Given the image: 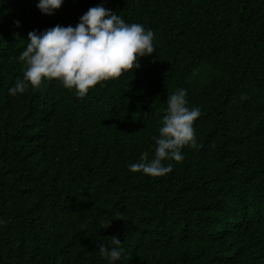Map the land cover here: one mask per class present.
I'll return each mask as SVG.
<instances>
[{
  "label": "trees",
  "instance_id": "trees-1",
  "mask_svg": "<svg viewBox=\"0 0 264 264\" xmlns=\"http://www.w3.org/2000/svg\"><path fill=\"white\" fill-rule=\"evenodd\" d=\"M37 3L0 0V264H108L113 236L114 264H264V0ZM98 4L155 52L83 97L55 79L10 96L28 32ZM179 88L201 109L195 145L165 176L129 171Z\"/></svg>",
  "mask_w": 264,
  "mask_h": 264
},
{
  "label": "clouds",
  "instance_id": "clouds-1",
  "mask_svg": "<svg viewBox=\"0 0 264 264\" xmlns=\"http://www.w3.org/2000/svg\"><path fill=\"white\" fill-rule=\"evenodd\" d=\"M63 0H38L41 14L52 15ZM19 22L17 21V24ZM155 34L141 23H128L103 4L90 7L75 26L55 25L27 34V45L19 59L26 65L22 78L8 88L10 96L23 94L29 86L38 88L45 80L55 79L63 87L85 96L96 84L116 79L140 67L141 57L155 52ZM186 89L179 88L167 96V108L161 118L151 158L141 152L129 171L150 177L165 176L173 164L181 162L182 149L196 143L194 121L201 115L198 106L189 107ZM6 221L0 218V226ZM107 227V226H106ZM112 247L99 241L98 251L108 264L121 259V241L110 238Z\"/></svg>",
  "mask_w": 264,
  "mask_h": 264
}]
</instances>
